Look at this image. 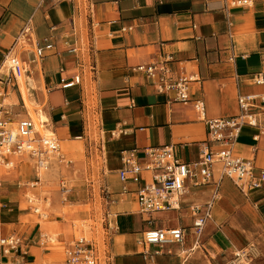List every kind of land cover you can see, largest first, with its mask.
<instances>
[{"label": "crops", "instance_id": "obj_1", "mask_svg": "<svg viewBox=\"0 0 264 264\" xmlns=\"http://www.w3.org/2000/svg\"><path fill=\"white\" fill-rule=\"evenodd\" d=\"M26 28L30 30L24 44L21 36ZM47 43L53 48L33 61V50ZM8 52L18 55L27 68L19 89L10 88L6 96L15 111L25 115L19 106L25 90L31 104L37 105L28 109L29 115L41 109L48 118L46 129L53 130L61 142L76 147L71 138L86 132L96 140L91 151L85 143L89 159L99 153L103 160L101 186L108 197L105 264H214L204 234L200 246L192 249L194 218L189 207L204 205L215 191L219 198L207 226L220 210L229 211L231 206H243L238 210L243 211L250 205L253 213L264 218L263 192L244 194L234 180L221 174L219 166L209 183L187 180L180 209L150 214L131 210L137 204V185L119 177L123 150H137L138 161L144 162L150 148L172 146L177 159L195 162L212 146L205 122L192 104L177 101L173 93H158L134 68L172 57L167 63L172 76H197L190 92L205 101L207 117L236 114L239 94L262 90L252 77L264 70V0L230 10L222 0H0L2 78L9 73L4 64ZM76 74L81 75L80 85L61 88L62 77ZM114 131L119 135L113 136ZM257 131L245 126L236 151L264 167V136L256 141ZM10 202L2 216L5 210L12 211ZM177 226L186 228L182 244L160 250L142 243L150 228ZM4 229L9 232L6 223ZM40 229L27 238L21 234L28 244L19 252L18 264L36 262L35 252L44 246ZM146 251L159 253L151 260L145 258ZM224 262L220 259L218 264Z\"/></svg>", "mask_w": 264, "mask_h": 264}, {"label": "built area", "instance_id": "obj_2", "mask_svg": "<svg viewBox=\"0 0 264 264\" xmlns=\"http://www.w3.org/2000/svg\"><path fill=\"white\" fill-rule=\"evenodd\" d=\"M257 0H222L224 8H249ZM126 29V28H123ZM24 29V35L29 32ZM53 48L52 43L37 46L33 50V61L42 59L47 50ZM76 52V48H71ZM172 57L160 62H150L137 65L134 69L143 73L156 87L160 94L173 93L177 101L191 103L199 118L205 122L207 136L212 146H208L200 159L195 162H183L176 158L172 146L153 147L146 154L144 162H139L137 150H123V167L119 171L122 182L137 185L136 201L141 213H153L180 209L182 197L186 193V182L189 178L196 183H209L213 177L214 167L219 166L221 174L234 180L244 194L254 190L264 194V167H258L253 157L242 156L237 153L236 145L245 126L256 128L258 131L253 138L258 141L264 136V70L253 75V84L262 87L260 92L239 94L238 112L230 116L209 118L206 115V104L201 98H193L190 84L198 78L193 74H181L174 77L168 66ZM4 64L9 73L0 77V192L11 179L9 174L17 168L15 158L27 155L34 161V175L26 182L19 176L13 181L19 187L37 188L41 181L40 171L51 166L55 156L60 157V162L70 166L73 162L67 160L60 152V139L55 135L41 134L35 121L28 113L24 97L21 95V108L25 115L15 111L14 104L6 100L8 90L12 87L19 89V81L26 74L27 68L23 60L16 54L8 52L4 57ZM63 72V70H61ZM81 84V75L62 77L61 88L68 89ZM18 105V104H17ZM47 124V122L45 123ZM113 136L119 133L114 131ZM76 140L85 141L91 151L96 140L88 133L75 136ZM147 174V175H146ZM62 195H69L71 188L66 181L61 183ZM36 194L27 196L28 202L38 215L41 210L36 203ZM219 192L215 191L212 198L204 205L192 204L189 208L194 218L192 229L194 244L192 249L200 246L204 230L213 218L215 201ZM5 198L0 197V264H18L19 252L28 244L24 236L18 232H5L2 211L7 207ZM42 245H47L48 237L43 234ZM186 237V228L153 227L144 232L142 243L145 246H157L160 250L172 244H182ZM27 248V247H26ZM256 244H249L240 249L223 264H251L259 256ZM65 264H101V252L97 243L82 235L65 245ZM159 252H145V258L154 260Z\"/></svg>", "mask_w": 264, "mask_h": 264}, {"label": "rangeland", "instance_id": "obj_3", "mask_svg": "<svg viewBox=\"0 0 264 264\" xmlns=\"http://www.w3.org/2000/svg\"><path fill=\"white\" fill-rule=\"evenodd\" d=\"M22 43H26L25 39ZM33 107L37 108V105L34 104ZM37 113L43 112L38 109ZM39 131L44 133L45 129ZM71 140L78 146L61 142L60 152L61 155L69 154L66 158L73 162L70 166L60 162V157L55 156L51 168L43 172L39 186L27 189L19 187L13 180L19 176L23 182L29 181L34 175V162L16 157L18 169L12 170L9 175L11 179L0 192L1 198L7 197L4 202L11 201L8 208L12 211L5 210L3 213V222L6 223L8 231L19 232L27 238L32 231L37 233L41 227L40 230L48 237L47 245L35 252L37 260L34 264H65V245L82 235L97 242L101 252V264H105L106 236L103 225L108 197L101 186L104 174L103 160L99 153L93 159H89L85 141L75 138ZM63 180L72 191L67 198L62 195ZM227 186L228 183L224 182L223 187ZM20 189L23 192L22 196L19 195ZM33 194H36L35 204L45 215L35 213L31 207L32 203L28 202L27 196L33 197ZM249 206L243 211H238L242 210L243 206H231L229 211L222 209L205 228L206 247L210 256L214 257L212 260L214 264H218L220 259L228 260L236 251L252 243L258 246L260 252L251 264H264V218L253 213ZM24 207L28 208L24 210ZM138 209V204H135L131 210ZM158 219L159 223L163 222V217ZM43 239L42 237L41 242ZM43 251L50 254H44Z\"/></svg>", "mask_w": 264, "mask_h": 264}, {"label": "bare ground", "instance_id": "obj_4", "mask_svg": "<svg viewBox=\"0 0 264 264\" xmlns=\"http://www.w3.org/2000/svg\"><path fill=\"white\" fill-rule=\"evenodd\" d=\"M24 99H25V102H26V105H27V108H32V104H31V101L28 99V96H27V92L24 91ZM31 117L33 118V120L35 121V124H36V128L37 130H41V129H45V132L40 133L41 134H51V133H55L53 130H50V129H46V125H45V121H48V118L42 113V114H38V113H31ZM56 135V134H55ZM60 152H61V141H60ZM60 152L58 153V155H61ZM18 158H29L30 160H32L30 157H28L27 155H24V156H20ZM54 160V159H53ZM52 160V162H53ZM33 161V160H32ZM34 162V161H33ZM52 165V164H51ZM51 168V166H48V168H44L40 171V174L42 176L43 172H46L48 171L49 169ZM42 178V177H41ZM31 189V188H30ZM31 197V196H30ZM36 197V196H35ZM40 210V208H39ZM41 214L45 215L44 213L41 212ZM45 234V233H44Z\"/></svg>", "mask_w": 264, "mask_h": 264}]
</instances>
